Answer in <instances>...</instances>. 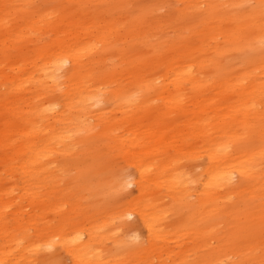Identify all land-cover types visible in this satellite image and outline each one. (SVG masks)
Returning <instances> with one entry per match:
<instances>
[{"label": "rangeland", "instance_id": "374dc122", "mask_svg": "<svg viewBox=\"0 0 264 264\" xmlns=\"http://www.w3.org/2000/svg\"><path fill=\"white\" fill-rule=\"evenodd\" d=\"M217 1L0 0V264H264V0Z\"/></svg>", "mask_w": 264, "mask_h": 264}, {"label": "bare ground", "instance_id": "6f19581e", "mask_svg": "<svg viewBox=\"0 0 264 264\" xmlns=\"http://www.w3.org/2000/svg\"><path fill=\"white\" fill-rule=\"evenodd\" d=\"M226 4H227L226 0H219V1H217V3H215V5H218L219 7H224ZM222 9H224V8H222ZM222 9H220V10H222ZM8 19H10V18H8ZM32 27H35V26H32ZM14 33H16V32H14ZM77 53L78 52H76V51L67 50V51H65L64 55L62 56V60H60L58 58L53 63L49 61L50 64H46V65H49V66L47 68H45V67L43 68L45 71L43 70L41 73L39 72L40 73L39 75H41L40 76V83H41L40 87H45V89L48 88L49 91L56 90V87L60 85L59 81L62 78L61 72L64 71V68L66 67V64L68 62H73L75 60H78L76 58V56H77L76 54ZM53 69H57V70H53ZM183 75H184L183 73L182 74L178 73V74H176V78H178V77L180 79L184 78ZM186 75H190V73H186ZM26 77H27V75H26ZM19 85L20 84H18V82L16 81V87H18ZM83 87H84V84H81V86L79 87V89H81V90H79V93L83 92V90H82ZM85 93H86V95L82 98V100L79 101L80 102V109L79 110H84L85 109V111L77 116V122H74V123L70 122L71 125L72 124L73 125L76 124L77 126H80V124L83 123V122H84L85 125H87L86 124L88 122V119H87L88 116L86 115L87 114V109L94 108V106L99 105V103L103 101V99L99 97L100 94H98V93L96 95H93L95 92H92L91 90L86 91ZM77 97L81 98L82 96L80 94ZM171 100H173V99H171ZM92 112H93V110H92ZM53 114L55 115L54 119L58 118L59 114H57L56 112H54ZM62 116H64V114H62ZM63 121L69 122V121H66V119H63ZM52 150H54V149H49L50 152L48 151L49 153L47 154V156L52 152ZM39 154H40V152L37 153V156H36L35 160H38L37 158L39 157L38 156ZM152 167H153L152 165L147 164L143 168H139V173L142 176V178L146 174L151 172ZM233 179L234 178L231 176V174L225 173L223 171V169H220L219 171L211 172L210 180L205 184L206 188H208L210 190H206V191H207V193L209 192V193L212 194L213 197H215L214 195L216 194L217 188L220 187V186H223L224 184L225 185H229V186H233V184H234V180ZM167 181H168L167 186L169 188H171L172 190H176L177 188H180V189L184 190V193H186V191H188L187 189L189 188V183L187 181H185V180H181L180 178H179V180L178 179L175 180L173 178V176H170L167 179ZM167 181H166V183H167ZM217 181H219V185L216 186V187H212L214 185V183H217ZM139 212H142V211H139ZM140 215H144L143 212L140 213ZM149 216H151V217L143 216L144 217L143 218V223H144V226H145L147 232L149 233V235L151 237H160V235H161L160 228L162 227V223H160V221L157 218V216H155V215H149ZM62 245L65 247V249L69 253L72 254V256L76 260H83V261H85L88 264L95 263V259L92 256L88 255L89 253L83 251V248L86 246V244L84 242H78V241L77 242H69V240L66 239V240H64L62 242Z\"/></svg>", "mask_w": 264, "mask_h": 264}]
</instances>
